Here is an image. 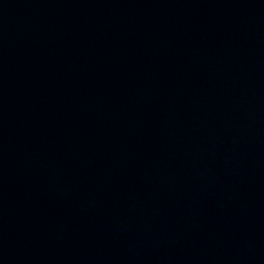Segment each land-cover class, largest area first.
<instances>
[{
  "label": "water",
  "instance_id": "obj_1",
  "mask_svg": "<svg viewBox=\"0 0 264 264\" xmlns=\"http://www.w3.org/2000/svg\"><path fill=\"white\" fill-rule=\"evenodd\" d=\"M0 264H264V0H0Z\"/></svg>",
  "mask_w": 264,
  "mask_h": 264
}]
</instances>
